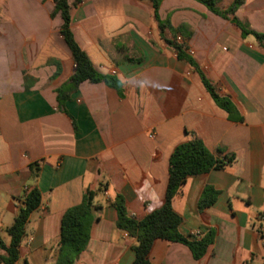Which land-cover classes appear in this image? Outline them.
Listing matches in <instances>:
<instances>
[{"label":"crops","instance_id":"crops-1","mask_svg":"<svg viewBox=\"0 0 264 264\" xmlns=\"http://www.w3.org/2000/svg\"><path fill=\"white\" fill-rule=\"evenodd\" d=\"M234 0H214L225 9ZM72 3V0H69ZM52 0H0V240L36 187L39 207L25 225L17 264H56L63 213L93 192L89 239L73 264H131L134 239L115 226L117 194L143 219L163 200L172 150L199 140L222 170L188 177L172 201L183 236L212 231L205 255L156 240L151 264H264V41L195 0H162L160 32L149 0H83L70 30L93 69L59 106L55 91L74 71L52 17ZM233 16L264 34V0H243ZM176 37L200 72L234 107L218 108L198 73L176 57ZM176 42V41H175ZM36 164L34 177L29 170ZM206 186L214 204L198 209ZM126 234V235H125ZM4 252L0 249V255Z\"/></svg>","mask_w":264,"mask_h":264},{"label":"trees","instance_id":"trees-1","mask_svg":"<svg viewBox=\"0 0 264 264\" xmlns=\"http://www.w3.org/2000/svg\"><path fill=\"white\" fill-rule=\"evenodd\" d=\"M54 8L52 17L59 15L62 24L60 35L66 43L74 63V71L68 81L59 87L56 93V100L62 106L68 100L71 92L85 81L90 83L103 82L108 87L119 90V82L112 76L102 75L96 72L88 61L86 55L75 41L70 30V8L77 6L83 0H52ZM153 9L155 21L158 23L160 32L163 31V24L159 19L158 8L162 0H149ZM204 5L210 12L228 19L241 28L242 35H253L256 40L264 41V34L244 29L233 16L236 8L243 0H234L225 9L216 7L214 0H195ZM171 44L179 60L186 61L199 75L200 80L209 93L216 106L226 113L231 114L234 107L227 98L220 97L214 87L200 72L192 58L187 54L185 44ZM233 158L224 157L222 160L213 156L199 140H190L177 145L171 152L168 164L167 183L164 197L161 204L150 210L141 220H136L127 215L124 199L117 194L110 203L116 212L115 226L134 239L132 247L134 259L131 264H151L149 254L156 240H163L169 243H180L188 247L194 260H200L212 244L214 235L212 231L200 237L183 236L178 232L181 217L173 210L172 201L181 192V187L188 177L208 173L211 170H222L232 162ZM29 170L35 177L37 174L36 164L30 165ZM218 192L211 186H206L198 200V209L201 211L211 206L217 199ZM93 192L87 191L78 205L68 208L62 215L59 234V254L56 264H73L76 256L84 249L89 239L90 211ZM41 202V194L38 188L33 187L25 192L22 199V206L18 209L12 224L6 229L10 242L5 246L0 240V249L4 252L0 255V264H17L18 249L24 237L25 225L29 215L35 211Z\"/></svg>","mask_w":264,"mask_h":264},{"label":"built area","instance_id":"built-area-1","mask_svg":"<svg viewBox=\"0 0 264 264\" xmlns=\"http://www.w3.org/2000/svg\"><path fill=\"white\" fill-rule=\"evenodd\" d=\"M175 41H176V43H180L181 42V38L180 37H176L175 38ZM126 235V234H125ZM190 236H192V237H199V234H191Z\"/></svg>","mask_w":264,"mask_h":264}]
</instances>
